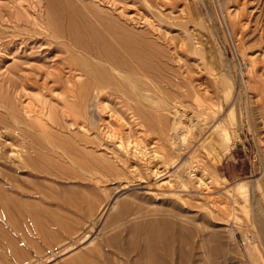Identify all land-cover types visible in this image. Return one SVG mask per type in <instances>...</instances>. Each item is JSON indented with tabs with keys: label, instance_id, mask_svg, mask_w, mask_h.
<instances>
[{
	"label": "rangeland",
	"instance_id": "374dc122",
	"mask_svg": "<svg viewBox=\"0 0 264 264\" xmlns=\"http://www.w3.org/2000/svg\"><path fill=\"white\" fill-rule=\"evenodd\" d=\"M53 1L59 7L67 8V3L71 2L83 7L86 0ZM100 18L108 19L118 37L131 43L134 52L132 60L141 66L140 69L144 66L143 70L135 71L141 74L133 73L142 92L136 90V97L129 96L138 101L136 104L134 100L133 106L139 110H136L138 114L144 112L143 121L149 126L142 124L143 118L140 119L139 115L137 117L141 122H136L137 118L133 113L131 115L133 110L128 111L130 102L120 94L109 96L107 110L101 111L95 94L85 86L81 88L87 92L83 102L86 101L88 106L86 117L92 129L89 140L95 142L96 147L89 146L86 154L89 157L82 155L86 158H81L88 163L102 161V172L103 168L117 162L122 170L125 169L120 170L123 175L114 174L100 183L89 178V174L74 178L73 173L80 174L77 169L64 164L62 167L59 162H55L57 165L53 168L54 156L48 153V160L42 157L43 172H35L20 168L16 154V151H21L20 148L7 147L0 151V264H120L118 259L121 258L122 264L127 260L134 263L137 259L138 264H147L146 257L150 256L149 260L153 255L163 260L170 258V264H179L182 255L183 264H254L247 254L250 245H258L264 257V130L259 115L263 102L260 85L264 80V0H105L100 3ZM42 46L48 50L42 49ZM51 48L45 42L29 43L26 50H18L7 59L4 73L15 77V80L17 77L27 80L30 74H39V68L53 71L57 66L61 67V62L54 65L55 52ZM95 60L89 58L90 63L100 69V60ZM103 66L104 69L109 67L102 63L101 68ZM106 71L116 75L110 67ZM43 78L40 74L37 87H46L45 92L50 97L49 109L54 107L53 113L58 111L55 116L61 125L60 128L56 124L57 128L52 123L51 135L58 136L57 140L60 137L59 141L62 138L68 142L70 137L83 138L78 133L74 136L73 131L71 133L74 134H70L71 122H66L62 105L49 90L50 87L60 89L55 92L59 94L63 86L50 83V80L49 85L44 86ZM82 80L87 81L85 77ZM118 80L121 83L122 80ZM199 102L205 103L206 121L199 116ZM218 118L229 128L230 140L224 143L216 133H212L215 139L210 146L205 141L214 131V120ZM135 122L140 123L142 129L146 127L143 133L138 127L141 125ZM174 123L178 124L177 131L171 129ZM191 123L192 130L186 134L185 129ZM66 125L68 130L66 128L63 132L62 127ZM130 126L133 130H129ZM114 130H117L116 133ZM43 132L41 129L38 135L40 157L44 154L41 152H47L48 148ZM111 132L116 136L117 133L122 134L124 141L130 136L131 142L151 132L148 137L161 142L158 155L161 159L156 161L151 158L154 153L150 145L141 151L143 155L139 152L135 154V150H129V155V151L119 148V141ZM128 132L129 135H126ZM64 141H61L63 146ZM124 143L127 144V141ZM202 144H205L204 147ZM102 154L109 159H103ZM87 157L92 158L89 160ZM121 157L123 161L118 160ZM6 162L13 171L3 166ZM45 162L47 165L50 162V168L44 165ZM147 167L148 170L151 167L149 171H155L156 167L161 175L149 173ZM197 174L199 177L205 175L208 180H196L199 179ZM3 175H7L5 180ZM8 179H11L10 183H7ZM206 182L207 185H202ZM58 206L66 207L70 216L74 213V219L69 217L75 220L79 232L66 235V238L64 235L51 246L43 245L41 233L57 228L55 220L61 214ZM233 210L240 217L238 223L232 219ZM135 212L141 213L137 215ZM154 220L160 224L168 221L173 225V242L168 250L162 244H158L159 248L155 250L147 249L143 243L146 224ZM136 224L141 229L140 234L134 236L131 229L136 228ZM112 233H121L123 247H129L134 240L141 241V244L133 247L135 251L130 256H125L117 249L106 246V240ZM133 236L135 239H132ZM36 246L40 248L36 249ZM114 258L118 261L115 262Z\"/></svg>",
	"mask_w": 264,
	"mask_h": 264
},
{
	"label": "bare ground",
	"instance_id": "6f19581e",
	"mask_svg": "<svg viewBox=\"0 0 264 264\" xmlns=\"http://www.w3.org/2000/svg\"><path fill=\"white\" fill-rule=\"evenodd\" d=\"M102 1H105V0H86L84 3L85 5H83V7H77L76 5L72 4V2H71V3H67V6H68L67 8H61L53 0H47L46 5L44 4L45 0H0V151L3 152V150L7 147L20 148L21 151H16L17 152L16 153L17 158L20 160L19 161L20 168H26V169H29V170H32L35 172H39V171L43 172L42 169H44V166L41 167V165L43 164L42 162L44 161L45 158H47L46 156H48L50 154L51 156H54L53 158L55 161L52 160L53 158L50 159L51 156L49 158L50 160L54 161L53 163L59 162L58 165H61L62 167L64 165H66V166L74 168V170L77 169L78 172H80V174H77V173L74 174L73 173L72 177L74 176V178H82V175L89 174L90 175L89 178L91 177L94 181L100 183L104 180H107L110 176H112L114 174H116V175L118 173L122 174V172H120V170H122V167H119L120 165L117 162L113 163V165H112L113 167L111 166V167L103 168V170L105 172L104 171L102 172V171H100V162H102V161H100V162L99 161H93V162L89 161V163H88V162H85L86 159L82 160V159L86 158L82 155L87 154V151H89L88 148H90L89 146L92 147L94 145L96 147V145L94 144L95 142L90 141L91 139L89 140V137L91 136L90 132H92V129L90 128L91 127L90 126L91 125L90 120L88 117H86V115L88 113V111L86 112V109H88V108H86V106H87L85 103L86 101L83 102V100H85L84 98H85V94L87 92H86V90L83 91V89L81 87H85V86L90 87V91L92 92L93 95L95 94V97L99 101V104H98L99 109L103 112L106 111L108 108L106 105V101H107L108 97L112 96V95L120 94V95H122V98H124L125 100H128L130 102L131 105L129 104L130 108H128V111L133 110V112H131V115L133 113L134 118L135 119L137 118L136 120H138V117H137L138 115L141 116L140 117V119H141V118H143L142 114H144V112L141 115H140L141 112L138 114V112L136 111L138 109H135L133 106V102H134L135 98L132 99L130 97L131 95L133 97H136V94H137L136 90H139L138 87L140 84V83L136 82V80H134L135 78L133 77L134 76L133 73L136 74L137 72H135V71L143 70L144 66L142 67L143 69L142 68L140 69L141 66L136 65L135 64L136 62H134L135 60L134 61L132 60L133 56H134L133 55L134 52H133V46H131V43L126 42L128 40L124 41L123 39H120L118 37V35L115 31V28L112 26L111 23H109L110 21L108 19H101L100 18V3ZM29 41H32V42H29ZM28 42L35 44V45L38 44L39 42H41V43L45 42V43L49 44V46H51L53 48L52 52L53 51L55 52L54 57L56 58V60L53 59L55 61V62L53 61L54 65L57 66V64H60L59 62H61V64H60L61 67L57 66L55 68V70H53V71L45 70L44 68L42 70V68H39L40 73L39 74H34V73L30 74V76L27 78V80H22L23 77H22V79H21V77H17V80H18L17 81L14 79L15 77L14 78L8 77V75L4 73L5 71H3V69L5 68V65H6L5 64L6 61H8L7 59L12 57V55L15 52H17L18 50H20V51H21V49L26 50L28 45H29ZM44 45L46 46V44H44ZM46 47H48V45ZM42 49H47V48H43V46H42ZM45 52H47V51H45ZM48 52H51V51H48ZM89 58L100 60V63H101L100 69H96V66L94 67L90 63ZM102 63L105 64V66L107 65V67L109 66L111 71L113 73H116L117 76L116 75L113 76V74L106 71L109 69V67H108V69L107 68L104 69L105 68L104 66H103V68H101ZM97 66H98V64H97ZM99 70H100V72H99ZM11 71H12V69H11ZM127 71L131 72V73L128 74V73H126ZM8 72H9V70L6 69V73H8ZM11 73L13 74L14 72H11ZM40 74H41L42 78L44 77L42 79L44 86L49 85V80H50V83L53 82L55 84H61V86H63V88L61 90L62 92H60L59 94H57L55 92L57 90H60V89H54V88L50 87L49 90L52 94L56 95V96H54V98L56 99L58 104L62 105L61 108L64 112L66 122H68V121L71 122V124L69 125V127L71 128V129L69 128L70 134H74L73 132H75L74 136H76L77 135L76 133H78L80 135H83L84 136L83 138L80 139L79 135H78L79 138H77V137L71 138L70 136H68L71 139L70 142H68V141H64V139L61 140L62 138L59 141L60 137L57 140L58 136L55 137V136L51 135V130L53 131V128L51 126H53V125L56 126V124H58L57 120H56V116H55L58 111L54 112L55 113L54 114L52 109H55V108L53 107V108L49 109L50 105L48 103L49 102L48 99L50 97L45 92L46 87H44L42 89L40 87H37L39 84V81H40ZM139 74H141V73H139ZM11 76H13V75H11ZM135 76H137V75H135ZM84 77L87 80L86 82H84V80H82ZM117 77H119L122 80L121 83H118L119 78H117ZM251 82H252V79L249 80L248 83L251 84ZM260 86H262L261 95H262L263 102L261 103V106L259 105L260 110H261L259 115L261 118L260 121H262L263 130H264V80H262V83ZM139 91L142 92V90H139ZM129 94H130V96H129ZM147 94H151V93H147ZM200 96H204V95L200 94ZM120 102H121V100H120ZM137 102L138 101H136V104H138ZM162 103H163V101H162ZM199 103L201 104V105H198V107L200 108V111L198 110L199 116L201 119H203V121H206V120H208V116H206L207 114H206V111L204 109L206 107L205 103L204 104H203V102H199ZM84 104H85V106H84ZM59 107H60V105H59ZM136 108H138V107H136ZM207 108H206V110H207ZM182 110H183V108H182ZM62 116H63V113H62ZM177 117H180V116H177ZM70 118H71V121L69 120ZM123 119H124V117H123ZM63 120H64V118H63ZM141 120L143 122L142 123L143 125L146 124V126H149L148 122L145 123V121H143V120H145L144 118ZM136 122H141V121L138 120ZM214 122L216 123L213 126L214 131L210 132L209 137L205 141V143L208 142V144L210 146H213L212 141H214V139H215L214 135L212 133H216L221 138V140H223L224 143H226L227 141L230 140V135H231L229 133V130H228L229 128L224 125L223 121L219 120V118H218L216 121L214 120ZM52 123H53V125H52ZM124 124H125V122H124ZM136 124L138 125L140 123H136ZM58 125H60V124H58ZM128 125H130V124H128ZM138 127H141L140 133L142 131H144L145 126L143 127V129H142V125L141 126L138 125ZM192 127H193V124L191 123L190 126H188V128L185 129L186 134L190 133L189 131L192 130ZM60 128H61V125H60ZM118 128H120V127H118ZM129 128H131V126ZM41 129L44 130L43 136L45 137V139H44L45 144L48 145V148L46 150L47 152H41V154L42 153H44V154L48 153V155L43 154V156L40 157V155H39V149L40 148L38 147V144L40 145V143H39V138H38L39 136L38 135H39ZM62 129L61 130L63 132L65 131L64 129L68 130V126L65 128L62 127ZM162 129L163 128L161 127L160 131ZM171 129L173 131L174 130L177 131L179 129L178 124L174 123V125L172 126ZM129 130H133V128H131ZM138 130H137V132H138ZM147 130H145V132ZM150 130H148V131H150ZM45 131H47L48 133L47 132L45 133ZM71 131H73V132L71 133ZM116 131L117 130H114V133H116ZM111 133L109 135L110 137H112V135L114 134V133H112V135H111ZM161 133H163V132L161 131L160 135H161ZM87 134H88V136H87ZM125 134L129 135V132L125 133ZM139 134H137V135L139 136ZM149 134L151 135V132ZM149 134L146 133V135H148V136H149ZM113 136H115L116 139L119 141L118 145H120L119 148H121V149H126L127 151H129V150L134 151L135 150L134 151L135 154L137 152H139L140 155H143L144 152L141 154V151L144 149H147V147L150 145L151 149L153 150V153H154L151 156V158H153V160L160 158V156L158 157V155L160 154V152H159L160 145L159 144L161 142L159 143L158 141H153L154 139H151L150 138L151 136L150 137L145 136L141 139L140 138L141 135H140L138 140H135V138L133 139V142L135 140L134 144H133V142H131L132 140L130 139V136L129 137L124 136L127 139L126 140L127 144L124 143L126 141H124L125 139L123 137H121L122 134L120 136V134L117 133V136H116V134H114ZM67 139L65 138V140H67ZM108 139L110 140L111 138H108ZM168 139H169V137H168ZM44 140H43V143H44ZM61 141L62 142L64 141L65 142L64 144L67 145V147L65 145L63 146ZM101 141H103V140H101ZM111 141H113V138ZM170 141H171V139H170ZM8 142H10L9 145H7ZM167 143H169V142H167ZM125 145H127V146H125ZM204 145L205 144H202V147H204ZM100 147H102V146L100 145ZM121 149H119V150H121ZM93 150L94 149H92V151ZM84 151H86V152L84 153ZM130 151L128 152L129 155H130ZM146 151L147 150H145V152ZM98 152L99 151H97V153ZM88 153L91 154V152H88ZM146 153L148 154V151ZM139 154H137V155H139ZM91 155L94 156L95 154L93 155V153H92ZM104 155L106 156V154H104ZM104 155L102 154L103 159H105V160L109 159L106 157L104 158ZM131 155H134V153H131ZM44 156H45V158H44ZM86 156H88V155H86ZM102 156H100V157H102ZM42 157L44 159H42ZM81 157H84V158H81ZM97 157H95V158H97ZM118 157L120 158V156H118ZM143 157H145V155ZM0 158H1V154H0ZM91 158L92 157H90L88 159L90 160ZM40 160H42V161H40ZM47 160H48V158H47ZM111 160L112 159L110 158V161ZM118 160H122V157H121V159H118ZM140 160H141V158H140ZM86 161H88V160H86ZM111 162H113V161H111ZM212 162H213V160H212ZM46 163L47 162H45L44 165ZM62 164H64V165H62ZM120 164H122V163H120ZM56 165L57 164L55 163V166L53 165L54 166L53 168H55ZM106 165H108V164H106ZM126 165H129V164H126ZM3 166L7 170L13 171V169L9 165H7V162L4 163ZM45 166L46 167L48 166V168H50L49 167L50 162H49V165L46 164ZM58 167H57V169H58ZM48 168H45V169L47 170ZM132 168H134V167H132ZM138 168H136L137 170L135 169L137 172L139 171ZM60 169L61 168H59V171H61ZM150 169H151V167L149 168V170ZM154 169H155V171L154 170L149 171L148 167H147V170L149 171V173L152 172L154 175L158 176V173H160V172L157 173L158 170H156L157 169L156 167ZM194 169L195 168L193 167L192 172L195 171ZM46 170H44V172H47ZM126 170H128V169H126ZM62 171H64L63 173H65V170H62ZM122 171H125V169H123ZM196 171L198 172L199 169ZM197 172H195V173H197ZM8 173H10V172H8ZM63 173H61V174H63ZM123 173H125V172H123ZM138 173L140 174V172H138ZM152 173H151V175H152ZM199 174H200V172H199ZM203 174H204V171H203ZM203 174H201V175H203ZM160 175H161V173H160ZM160 175H159V177H162ZM6 176L7 175H5V176L3 175L4 180H5ZM8 176H9V174H8ZM196 176L199 177L198 174ZM203 176L204 177L200 176L199 179L196 178V180H200L201 182H204L206 180V178H205V175H203ZM191 178H192V176H191ZM208 178H210V177H208ZM157 179H158V177H157ZM194 179H195V177H194ZM10 180L11 179H8L7 183H10ZM204 184L207 185V182L203 183L202 185H204ZM77 201L79 202V200H77ZM217 201H219V200H217ZM87 202L88 201L86 200V203ZM216 203H218V202H216ZM58 208H59V211L61 214L55 220V226L57 228L54 227L56 229L52 230V232H50V229H49V232L41 233L43 245L51 246L53 243L58 242V240L60 238H63L62 236L65 235V238H66V235H70V234L75 235L79 232L78 229L76 228L77 225L75 227V224H77V223H75V220H73L74 219V216H73L74 213L73 212L71 213L72 214L71 216H73V219H72V218H70L71 217L70 213L66 210V207H64L65 208L64 209V208L58 206ZM79 208L80 207L75 208V209H79ZM224 209H226V207ZM56 212L59 213L58 210ZM123 213H125V212H123ZM128 213H130V210ZM135 213L137 214V212H135ZM135 213H132V214H135ZM140 213L141 212H139L138 214H140ZM232 219L234 221H236L237 223L240 222V217H238V215L235 213V210H233ZM51 221H50V223H51V225H53ZM78 221L80 222V220H78ZM157 221H155V222L151 221V223L149 225H148V223L146 224L147 225V232H146L145 241L143 243L145 246H147V249L149 247L151 250H155V248L157 247L158 244H162L168 250L171 247L172 242H173V238H172V234H171V229H172L173 225L171 222H168V221L164 222V224H160ZM142 223H143V221H142ZM119 224H123V223H119ZM137 224H136V226H137ZM47 225H48V223H47ZM81 225H82V223H81ZM161 225H164V226H162L164 228V230L161 227ZM45 227H47V226H45ZM133 228H134V226H133ZM142 228H143V225H142ZM114 229L115 228H113L112 231H114ZM140 229L141 228H139L138 226L134 229H131L132 233H134V236L137 235L138 233L140 234ZM112 234L113 235L106 240V243H105L106 246L117 249L119 252H121L125 256H130L135 251V249L133 247H136V245L141 244V241H139V243H138L136 240H134V241H131L129 243L130 244L129 247L132 246L131 249L129 247H123L122 246L121 233L120 234L119 233H116V234L112 233ZM22 235H23V233H22ZM28 236H30V235H28ZM134 236L132 239H135ZM130 238H131V236L128 239H130ZM141 239H143V238H141ZM32 242H34V241L32 240ZM43 245L40 244V246H43ZM37 246H36V249H39L40 247H37ZM71 246H74V245H71ZM157 248H159V247H157ZM144 250H145V248H144ZM247 254H248L249 258L253 261L254 264H264V257L262 255V252H261L260 248L258 247V245H256V244L250 245L247 248ZM144 256H146V255H144ZM106 257H109V256H106ZM149 257L150 256H148V258ZM159 257H160V255H159ZM83 258H84V256H83ZM141 258H142V256H141ZM148 258L146 257V259L148 261L147 264H170V262H171L170 258L164 259V260L158 259V257H156V255H153V257L150 258L149 260H148ZM184 258H185V256H184ZM118 260H120V264H122L121 263L122 258L118 259ZM118 260L115 259V262ZM183 260L184 259H183V255H182L181 259L179 260L178 263L183 264ZM137 261H139V259H137ZM137 261L134 260V263H133V261L127 260L126 263H123V264H138ZM143 262H144V260H143ZM108 264H111V263L108 262ZM143 264H146V263L144 262Z\"/></svg>",
	"mask_w": 264,
	"mask_h": 264
}]
</instances>
